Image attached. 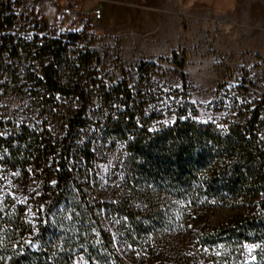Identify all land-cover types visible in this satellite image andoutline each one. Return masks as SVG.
<instances>
[{"label":"trees","instance_id":"trees-1","mask_svg":"<svg viewBox=\"0 0 264 264\" xmlns=\"http://www.w3.org/2000/svg\"><path fill=\"white\" fill-rule=\"evenodd\" d=\"M1 24L0 48L18 51L10 16L0 14ZM79 38L70 31L27 45L42 52L34 77L48 95L75 105L61 112L60 143L22 124L1 151L6 165L33 171L40 186L30 200L0 205V264H264L259 108L226 125L178 114L153 126L140 88L102 83L94 92L81 75H64L66 45ZM88 60L78 55L67 68L77 73ZM106 144L119 147L118 172L113 198L101 201L90 168Z\"/></svg>","mask_w":264,"mask_h":264},{"label":"rangeland","instance_id":"rangeland-1","mask_svg":"<svg viewBox=\"0 0 264 264\" xmlns=\"http://www.w3.org/2000/svg\"><path fill=\"white\" fill-rule=\"evenodd\" d=\"M73 2L87 17L86 26L78 14L67 13ZM58 13L63 20L56 19ZM0 14L10 16L7 32L13 45L20 44L16 52L10 44L0 48V205L30 200L40 186L33 171L12 169L2 160L8 138H16L26 124L60 143L61 112L75 105L69 97L48 95L34 77L42 52L27 45L64 40L70 31L80 38L66 45L60 62L65 76L81 75L94 92L102 83L140 88L147 93L153 126L172 123L178 114L226 125L239 112L258 107L264 143V0H0ZM81 54L89 56L88 64L71 73L67 66ZM94 125L95 120L87 123ZM118 149L117 144L105 147L94 160L93 198H113L118 169L112 158ZM193 244L187 235L182 248L194 249ZM76 264L87 263L78 258Z\"/></svg>","mask_w":264,"mask_h":264},{"label":"built area","instance_id":"built-area-1","mask_svg":"<svg viewBox=\"0 0 264 264\" xmlns=\"http://www.w3.org/2000/svg\"><path fill=\"white\" fill-rule=\"evenodd\" d=\"M68 12H72L74 14H78L77 15V20L78 22L83 25V26H86L88 24V19L85 15H83L82 13L79 14V6L77 3H71L70 7L68 8L67 10ZM56 19L57 20H63V13H58L56 14Z\"/></svg>","mask_w":264,"mask_h":264},{"label":"crops","instance_id":"crops-1","mask_svg":"<svg viewBox=\"0 0 264 264\" xmlns=\"http://www.w3.org/2000/svg\"><path fill=\"white\" fill-rule=\"evenodd\" d=\"M67 13H68V11H67Z\"/></svg>","mask_w":264,"mask_h":264}]
</instances>
